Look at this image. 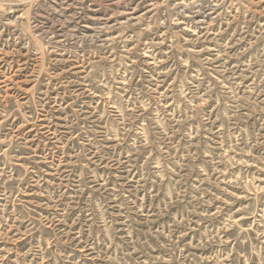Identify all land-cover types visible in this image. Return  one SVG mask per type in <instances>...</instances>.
<instances>
[{"label":"rangeland","instance_id":"rangeland-1","mask_svg":"<svg viewBox=\"0 0 264 264\" xmlns=\"http://www.w3.org/2000/svg\"><path fill=\"white\" fill-rule=\"evenodd\" d=\"M0 264H264V0H0Z\"/></svg>","mask_w":264,"mask_h":264}]
</instances>
